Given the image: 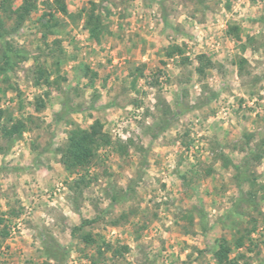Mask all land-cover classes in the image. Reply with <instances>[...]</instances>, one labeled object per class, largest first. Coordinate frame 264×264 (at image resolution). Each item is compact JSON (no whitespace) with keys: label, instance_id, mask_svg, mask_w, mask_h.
Segmentation results:
<instances>
[{"label":"rangeland","instance_id":"1","mask_svg":"<svg viewBox=\"0 0 264 264\" xmlns=\"http://www.w3.org/2000/svg\"><path fill=\"white\" fill-rule=\"evenodd\" d=\"M21 3L0 0V109L28 126L10 150L0 127V264H217L223 239L264 264V0H36L17 26ZM96 120L126 152L70 174Z\"/></svg>","mask_w":264,"mask_h":264},{"label":"trees","instance_id":"2","mask_svg":"<svg viewBox=\"0 0 264 264\" xmlns=\"http://www.w3.org/2000/svg\"><path fill=\"white\" fill-rule=\"evenodd\" d=\"M57 3L58 11L63 15H68V9L64 0H57ZM36 9V0H22L21 5L17 9L12 10V14L16 16V25L21 26ZM96 9L97 5L93 3L92 7L86 11L84 26L85 30L89 34V37L96 42H100L103 36V20L102 15L97 13ZM50 18L53 19V14H50ZM56 25L57 22L54 27ZM45 27L47 30H50L48 24ZM231 31H235V34ZM236 33V28H229V35L238 38L239 35ZM2 39L3 37L0 36L1 42L3 41ZM9 51L10 50H8L5 55L6 64H9L14 57H19L21 55V52ZM178 53L181 54V49L175 46V48L172 49V52L168 55L170 57H174ZM198 60L200 66L196 70L199 75L203 76L205 75L206 69H209L212 64L203 55L199 56ZM204 60H206V63H204ZM36 83L40 86H51L50 78L47 76V72L42 67H38ZM44 106V103L39 104L40 109L44 108ZM72 111L73 110L67 108L65 112L69 114ZM0 127L2 137L8 142L6 150H10L13 147L14 142L28 131L27 123L24 120H14L12 115L7 114L6 111L2 109H0ZM105 148H113L114 150L123 151L124 144L121 141L115 142L112 137L104 131V126L99 120L94 121L87 129L74 126V128H72L69 132L67 146L62 152V164L66 171L70 174L86 170L91 165L99 150ZM125 152L126 149H124V153ZM241 174V181L239 180L238 186L242 184V181L245 178V173L242 172ZM81 181L83 182L82 178ZM1 236L4 240L8 237L6 229L2 230ZM84 240L88 243L92 242V238L90 236H86ZM238 243L239 247H241L242 243ZM231 253V245L227 240L223 239L219 243L218 249L213 252V256L217 264H235L230 257Z\"/></svg>","mask_w":264,"mask_h":264}]
</instances>
